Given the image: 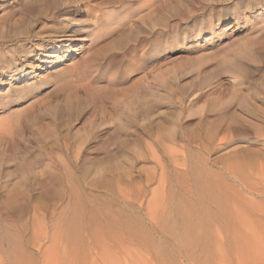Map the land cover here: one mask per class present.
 <instances>
[{
  "label": "rangeland",
  "instance_id": "1",
  "mask_svg": "<svg viewBox=\"0 0 264 264\" xmlns=\"http://www.w3.org/2000/svg\"><path fill=\"white\" fill-rule=\"evenodd\" d=\"M57 1L0 0V264H264V0Z\"/></svg>",
  "mask_w": 264,
  "mask_h": 264
},
{
  "label": "bare ground",
  "instance_id": "2",
  "mask_svg": "<svg viewBox=\"0 0 264 264\" xmlns=\"http://www.w3.org/2000/svg\"><path fill=\"white\" fill-rule=\"evenodd\" d=\"M56 3H58V1L57 0H53V5H55ZM71 12V11H70ZM66 14V13H65ZM60 37V39H59V41H55L54 43H52V45H51V47H50V53L49 54H51V53H54V52H57V51H59L60 49H63L64 47H67L68 46V44L66 43V42H68V41H66L65 39H63V37L65 36V34H60L59 35ZM61 36H62V39H61ZM235 177H241L240 179L242 180V182H243V184H245V182L244 181H246V175H243V176H240V175H234ZM199 178L203 181V183H202V188H201V203L203 204V205H201V206H204V207H202V208H206L205 210L203 209V210H201L199 213H201V220L202 221H204L203 219H205V217L204 218H202L204 215H206L207 213H209L210 214V212H212L211 211V209L210 208H212V207H210V206H207V204L211 201V202H214L215 204H217L218 206L220 205V207H221V203H222V205L224 206L226 203H224V201H222V199L224 198V200L226 199V195L224 194V193H222L221 191H219V189L217 190L216 189V187L214 186V188H213V185H212V183H211V180H210V177H209V174L208 173H206V172H200L199 173ZM212 189H215L216 190V194H215V196H214V198L211 200V192L213 191ZM227 199H228V197H227ZM218 201V202H217ZM228 201V200H227ZM200 203V204H201ZM209 205V204H208ZM212 205V204H211ZM228 206V205H227ZM221 210H222V208H220ZM219 209V210H220ZM191 212V211H190ZM191 215V214H190ZM208 215V214H207ZM212 215V214H211ZM210 215V216H211ZM186 217L188 216V215H185ZM208 217H209V215H208ZM188 219H189V217H188ZM192 219H193V217H192ZM185 220H187V218L185 219ZM184 221V220H183ZM201 221V222H202ZM185 222H187V221H185ZM190 222H191V224L193 225V223H192V221L190 220ZM194 222V221H193ZM195 223H196V221H195ZM204 224V223H203ZM205 224H207V223H205ZM195 225V224H194ZM196 226H198L197 224H196ZM205 229L207 228V227H204ZM192 229H195V227L194 228H192ZM202 230V229H201ZM200 230V231H201ZM205 231V230H204ZM186 232V231H185ZM202 232V231H201ZM187 233V232H186ZM198 234H201V233H198ZM189 235V234H188ZM191 235V234H190ZM196 236V235H195ZM191 238V237H190ZM193 238H194V236H193ZM196 238V237H195ZM197 239H199L198 237H197ZM196 240V239H195ZM191 242V241H190Z\"/></svg>",
  "mask_w": 264,
  "mask_h": 264
}]
</instances>
